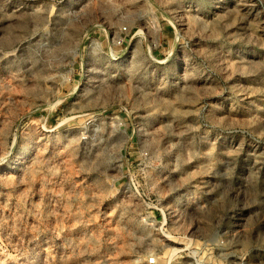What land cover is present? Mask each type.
<instances>
[{"label": "rangeland", "instance_id": "374dc122", "mask_svg": "<svg viewBox=\"0 0 264 264\" xmlns=\"http://www.w3.org/2000/svg\"><path fill=\"white\" fill-rule=\"evenodd\" d=\"M151 258L264 264V0H0V264Z\"/></svg>", "mask_w": 264, "mask_h": 264}, {"label": "built area", "instance_id": "2783aa9c", "mask_svg": "<svg viewBox=\"0 0 264 264\" xmlns=\"http://www.w3.org/2000/svg\"><path fill=\"white\" fill-rule=\"evenodd\" d=\"M152 222H153V224H156L157 223V221H155V220H152ZM165 240H173V237H165ZM149 264H157L156 258L149 259Z\"/></svg>", "mask_w": 264, "mask_h": 264}, {"label": "bare ground", "instance_id": "6f19581e", "mask_svg": "<svg viewBox=\"0 0 264 264\" xmlns=\"http://www.w3.org/2000/svg\"><path fill=\"white\" fill-rule=\"evenodd\" d=\"M150 44V43H149ZM61 100H58V101H56L54 104H52L49 108L50 109H53V108H56V106H57V104L60 102ZM168 241H170V240H168Z\"/></svg>", "mask_w": 264, "mask_h": 264}]
</instances>
